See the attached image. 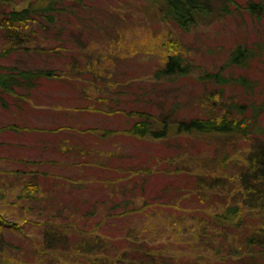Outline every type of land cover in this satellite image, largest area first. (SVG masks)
<instances>
[{"label": "rangeland", "instance_id": "rangeland-1", "mask_svg": "<svg viewBox=\"0 0 264 264\" xmlns=\"http://www.w3.org/2000/svg\"><path fill=\"white\" fill-rule=\"evenodd\" d=\"M35 1L2 2L0 17ZM203 1L207 13L188 28L164 20L148 0H58L52 21L37 17L24 28L23 39L15 41L0 26V73L9 74L11 67L55 72L37 78L35 87L22 78L12 89L0 84V264H87L63 253L73 254L77 241L91 231L117 247L132 233L164 252L215 249L195 243L182 232L184 227H173L172 233L169 223L186 220L191 225L188 210L204 205L190 172L201 174L203 166H213L223 153L231 158L243 154L247 141L127 132L147 115L159 129L163 122L220 115L233 104L242 105L241 114L248 118L254 109L264 108V16L258 18L246 8L258 0ZM11 46L8 54H1ZM237 46L255 53L245 65L229 60ZM169 51H179L190 71L158 75ZM218 71L221 81L212 75ZM33 93L39 95L35 102L49 108L57 100L102 110L91 118L78 111L71 122L112 131L103 137L105 148L119 153L106 171H96L93 180L78 185L43 175L40 166L23 173L10 164L13 154L6 151L5 140L14 114L9 110ZM259 123L264 127V110ZM145 201L151 205L146 212L121 214ZM60 224L68 226L66 232H55ZM209 238L222 246L220 236Z\"/></svg>", "mask_w": 264, "mask_h": 264}, {"label": "trees", "instance_id": "trees-1", "mask_svg": "<svg viewBox=\"0 0 264 264\" xmlns=\"http://www.w3.org/2000/svg\"><path fill=\"white\" fill-rule=\"evenodd\" d=\"M10 1L0 0V3ZM56 1L58 0H36L25 8L4 12L0 17V26L6 30L9 40L23 39L21 35L24 28L37 17L46 16L50 21L53 20L52 12ZM148 1L157 7L164 20L184 28L196 24L198 18L208 10L203 0ZM246 8L258 18L264 16V0L253 1ZM15 44L12 45L14 48ZM12 46L4 48L1 54H8ZM254 54L250 48L237 46L229 60L245 65ZM189 71V64L182 54L179 51H169L164 66L157 73L184 75ZM53 75L55 72L52 69L11 67L9 74L0 73V84L6 89H12L11 85H15L16 80L22 78L28 81V85H36L34 81L37 78H50ZM212 75L220 81L224 79L220 71ZM242 80L245 85L251 86L246 78ZM262 110L264 108L254 109V113L248 118L241 114L244 112L242 105L233 104L222 110L220 115L196 116L179 120L177 124L163 122L159 129L153 127L154 120L147 115L135 121L127 130L128 134L137 137L149 135L163 138L174 132L205 138L247 141L248 149L243 154L231 158L228 153H223L213 166H203L201 174L194 170L190 172L194 177L196 195L204 205L188 210L192 214L191 225L186 220L177 221L182 222L180 225L169 223L172 233L175 230L173 227H177L178 231L184 227L185 231L182 232L194 237L195 243L203 244L207 248L215 246V249L196 251L185 248L176 252H164L151 245L147 237L137 235L134 239L132 233L126 234L123 238L125 244L117 247L112 239L102 241L100 234L91 231L85 232L83 238L77 241L73 254H63L82 258L87 264H264V127L259 123V112ZM213 202L215 206H210ZM149 207L151 205L145 201L143 205L126 209L121 214H142ZM209 208L217 209L212 211ZM55 226V232L62 233L68 227L66 225V229L62 228L61 224ZM212 234L222 238V246L209 238Z\"/></svg>", "mask_w": 264, "mask_h": 264}, {"label": "crops", "instance_id": "crops-1", "mask_svg": "<svg viewBox=\"0 0 264 264\" xmlns=\"http://www.w3.org/2000/svg\"><path fill=\"white\" fill-rule=\"evenodd\" d=\"M29 98L10 107L14 120L9 122L6 130V151L13 154L8 160L18 172L30 173V166H40L42 170L39 171L43 175L85 185L95 178L96 171L99 174L107 170L113 156L119 153L105 148L103 137L112 131L93 126L82 128L71 122L78 111L91 118L102 110L73 107L68 102L57 100L49 108L42 102H35L39 95L36 97L33 93ZM53 118H58L56 125V122L53 125ZM51 166H55V170L52 171Z\"/></svg>", "mask_w": 264, "mask_h": 264}]
</instances>
